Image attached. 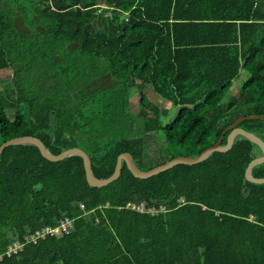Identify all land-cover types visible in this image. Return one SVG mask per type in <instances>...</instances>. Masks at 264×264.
Returning a JSON list of instances; mask_svg holds the SVG:
<instances>
[{
  "label": "trees",
  "instance_id": "trees-1",
  "mask_svg": "<svg viewBox=\"0 0 264 264\" xmlns=\"http://www.w3.org/2000/svg\"><path fill=\"white\" fill-rule=\"evenodd\" d=\"M174 6L0 0V71L10 70L0 90V145L34 135L53 154L80 147L94 174L108 178L121 153L150 170L198 156L240 117L264 115L259 2L255 20L240 23L173 20ZM245 73L238 95L225 100ZM135 81L171 101L175 115L166 125L147 93H135ZM133 98L150 114L134 112ZM16 107L10 119L7 109ZM239 126L264 140V119ZM260 155L238 135L227 152L150 178L134 176L123 161L117 180L95 187L81 156L55 162L35 145L7 147L0 156V254L15 241L24 246L0 264H264V183L246 178ZM253 174L264 177V163ZM143 201L166 210L126 207ZM65 217L74 219L69 234L26 242Z\"/></svg>",
  "mask_w": 264,
  "mask_h": 264
},
{
  "label": "water",
  "instance_id": "water-1",
  "mask_svg": "<svg viewBox=\"0 0 264 264\" xmlns=\"http://www.w3.org/2000/svg\"><path fill=\"white\" fill-rule=\"evenodd\" d=\"M246 119H264V115H249V116L240 117L232 125H230L225 129L220 139L214 145L205 149L198 156L195 157L177 156L163 164L155 166L150 170L140 169L136 165L133 156L130 153L128 152L121 153L118 156L114 173L108 178H98L94 174L92 169L91 158L88 155V153L82 148L72 147L67 150H64L60 154H53L46 147L45 143L39 137L34 135H21L5 141L0 145V156L7 147L14 145H35L39 148L40 152L45 158L55 162L61 161L73 155H78L81 156L84 160L86 178L88 183L91 186H95V187H105L111 184L112 182H114L115 180H117L121 176L123 161L126 162L128 168L130 169V171L133 173L134 176L139 178H150L154 175H157L168 169H171L172 167L178 164L195 165L207 159L214 152H227L232 148L236 137L238 135H244L248 137L250 140H252L255 144H257L262 150V155L254 158L248 165L246 169V178L254 183H264V177H256L253 174V168L261 163H264V140L256 133L239 126V124ZM228 131L229 134L227 135L226 143L223 144L224 137L226 135V132Z\"/></svg>",
  "mask_w": 264,
  "mask_h": 264
},
{
  "label": "crops",
  "instance_id": "crops-1",
  "mask_svg": "<svg viewBox=\"0 0 264 264\" xmlns=\"http://www.w3.org/2000/svg\"><path fill=\"white\" fill-rule=\"evenodd\" d=\"M258 2L264 14V0H175L173 20L251 22L256 18L255 14ZM132 87L133 89L135 88V93L143 90L148 94V97L150 93L151 98H149L153 103L152 110L161 113L163 118L165 117L164 112L166 109L170 112L171 108L169 109V104H166L165 110H162L164 107L160 108L158 107L159 105L155 103L158 102L156 101L157 99H161V102L164 104L167 101L157 94L151 85L144 86L139 81H135V84L132 83ZM149 88L151 89L148 92ZM134 95L136 97L138 94H133V96ZM131 108L134 112L136 111V113L142 114V116L150 114V112H146L143 107L138 106L137 108L139 110H135L133 103Z\"/></svg>",
  "mask_w": 264,
  "mask_h": 264
},
{
  "label": "built area",
  "instance_id": "built-area-1",
  "mask_svg": "<svg viewBox=\"0 0 264 264\" xmlns=\"http://www.w3.org/2000/svg\"><path fill=\"white\" fill-rule=\"evenodd\" d=\"M128 15V13L126 14ZM81 207L84 209L85 206L81 204ZM127 208H130L132 210H137L140 212H150L152 214H155L159 210L164 211L166 210V207L164 205H161L158 209L154 206H148L146 202L141 203H128ZM74 227V219H71L69 217H65L62 220H60L59 224L57 226H45L41 229H37L32 233L31 235L27 236L26 242H38L42 238H46L47 236H64L69 234ZM24 246V243L15 241L13 245H10L8 247L7 252L0 254V260L3 259L4 255H11L12 253H17L19 250H21Z\"/></svg>",
  "mask_w": 264,
  "mask_h": 264
},
{
  "label": "rangeland",
  "instance_id": "rangeland-1",
  "mask_svg": "<svg viewBox=\"0 0 264 264\" xmlns=\"http://www.w3.org/2000/svg\"><path fill=\"white\" fill-rule=\"evenodd\" d=\"M191 3V2H190ZM18 16H20V15H18ZM126 16V15H125ZM127 17V16H126ZM22 19H19V24H21V26L23 25V23H22ZM22 29H26L27 30V28L26 27H22ZM9 72H10V70H7V71H0V90H3L6 86H7V80L6 79H9V77H10V74H9ZM248 78V75H246V74H242L241 76H240V78L239 79H237V80H235L234 81V87H233V89L228 93V95L226 96V99L225 100H228V98H230V97H232V96H235V95H238V93H239V91H240V89L242 88V86H243V84H244V82L246 81V79ZM1 79H5L4 80V82H2L1 81ZM7 83V84H6ZM10 84V83H9ZM150 89L151 88H149L148 89V92L150 91ZM153 91V90H152ZM146 95H148V94H146ZM151 95H150V93H149V97H150ZM151 98V97H150ZM150 98H149V100H150ZM167 102H165V104L164 103H162L161 102V99H157L156 101H158V102H155L156 104H158L159 106L158 107H160V108H162V107H164V108H162V110H165V108H166V104L168 105L169 104V109L171 108H173V105H172V103H171V101H169V100H167V99H165ZM140 101V99H135V98H133V100H132V103H133V107L135 106V110H139L137 107H138V102ZM171 105V106H170ZM7 110H9V111H7V113H8V116L10 117V119H14L15 118V115L17 114V112H18V107H16L15 109H13V108H8ZM165 114V117H164V119H163V123H164V125H166V123H168L167 121L169 120V119H171V116L172 115H175L173 112H168V110L166 109V111L164 112ZM173 113V114H172ZM147 114V113H146ZM138 115H140V116H142V114H138Z\"/></svg>",
  "mask_w": 264,
  "mask_h": 264
}]
</instances>
